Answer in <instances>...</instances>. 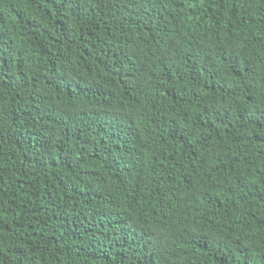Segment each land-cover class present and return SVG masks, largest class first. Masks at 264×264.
<instances>
[{
    "label": "trees",
    "instance_id": "16d2710c",
    "mask_svg": "<svg viewBox=\"0 0 264 264\" xmlns=\"http://www.w3.org/2000/svg\"><path fill=\"white\" fill-rule=\"evenodd\" d=\"M0 264H264V0H0Z\"/></svg>",
    "mask_w": 264,
    "mask_h": 264
}]
</instances>
